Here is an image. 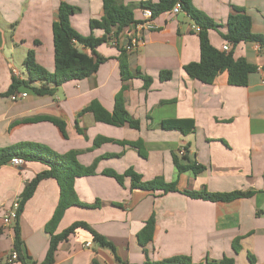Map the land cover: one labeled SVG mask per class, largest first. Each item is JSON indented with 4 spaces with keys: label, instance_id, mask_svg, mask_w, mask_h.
I'll return each mask as SVG.
<instances>
[{
    "label": "crops",
    "instance_id": "obj_1",
    "mask_svg": "<svg viewBox=\"0 0 264 264\" xmlns=\"http://www.w3.org/2000/svg\"><path fill=\"white\" fill-rule=\"evenodd\" d=\"M62 1L77 9L71 26L83 36L90 35L89 21L102 16V0H0V95L8 90L12 77L28 80L23 61L29 51L40 67L53 73L52 24ZM117 1L127 6L144 0ZM191 3L221 26L208 31L209 42L218 51L226 44L222 35L235 9L250 18L253 34H264V0ZM134 18L144 20L143 11L134 10ZM152 24L154 29L141 34L132 52H125L122 45L133 25L117 35L113 30L95 50L104 61L88 78L66 82L41 96L20 86L16 92L27 96L17 102H11L9 95L0 97V148L36 143L58 155L76 152L83 167L95 164L94 174L76 178L73 184L78 201L89 207L66 209L55 234L84 222L113 245L114 253L79 229L58 244L53 264H145L178 256L188 257L192 264H219L225 259L232 264H264V49L252 43L234 48L235 60L242 58L256 67L245 87L229 85L226 72L207 85L190 79L183 70L199 60L198 35L190 18L184 12H166ZM92 35L99 38L102 32L95 30ZM82 51L91 55L88 49ZM122 51L128 71L150 78L148 83L122 78ZM162 71L171 72L170 80L160 81ZM45 85L53 88L30 83L32 88ZM118 96L138 129L99 122L88 109L96 103L111 114ZM42 117L61 121L64 134L48 121H34ZM172 119L193 120V132L183 135L160 128L161 122ZM182 155L186 156L182 164L200 167L199 174L177 173L172 160ZM129 168L143 181H176L179 192L131 190L129 178L119 185L102 174L105 170L122 174ZM46 170L38 162L0 166V264H21L10 261L15 223L4 227L2 216L28 182ZM183 191L245 195L230 202H210L189 198ZM58 198L57 182L46 179L22 207L16 225L22 255L30 264L45 258L49 235L44 227ZM96 202L99 205L92 207ZM150 220L151 240L142 245L138 234ZM236 243L238 251L233 248Z\"/></svg>",
    "mask_w": 264,
    "mask_h": 264
},
{
    "label": "trees",
    "instance_id": "obj_2",
    "mask_svg": "<svg viewBox=\"0 0 264 264\" xmlns=\"http://www.w3.org/2000/svg\"><path fill=\"white\" fill-rule=\"evenodd\" d=\"M179 3L184 12L192 21L194 26L199 28V60L192 62L183 67L185 74L192 80H197L203 84L210 85L215 78L221 74L227 73V82L229 85L237 87H245L248 84V77L256 71V67L247 63L244 59L233 58V50L240 43H252L264 49V34L257 35L251 32L250 18L242 13L239 9H235V14L230 15L226 22V33L222 35L225 43L229 45L230 50L227 52L218 51L211 46L208 39V31L216 30L221 27L208 16L195 9L191 0H158L156 3L151 1H142L136 5H123L117 0H102V16L99 19H91L89 28L91 34L83 36L79 34L70 23V18L74 14L76 8L60 2L57 10V19L52 24V41L54 51V71L47 72L40 67L34 60L33 53L29 51L23 61L25 70L28 74L27 81H21L16 77H12L11 84L8 90L0 95L8 96L16 92L20 86L31 89L37 95L51 94L53 89L69 82L79 81L88 78L98 69V66L104 59L98 57L96 49L103 43L108 41L109 34L114 30L115 35L123 29L140 23L141 21L134 18V10H148L151 13V19L170 11L175 4ZM102 32V36L96 38L92 35L93 31ZM88 49L91 55L85 54L82 50ZM124 50V49H123ZM125 51V50H124ZM119 58V69L123 79L140 78L145 83L150 81V78L141 75L139 72L130 73L124 58ZM171 78V72H160V81H168ZM43 82L47 85H52L53 88L45 86L40 88H32L30 83ZM88 109L92 111L97 121L114 126L128 125L129 128L138 129V122L129 118L122 99L116 97L112 113L106 112L98 104L92 103ZM34 121H48L57 126L64 134V124L58 119L51 117H42L34 119ZM160 128L163 130H176L183 135L192 133L194 130V122L190 119H172L160 123ZM97 143V142H96ZM76 152H69L63 155H58L49 148L36 143H19L6 148H0V166L8 163L13 158H18L23 162H38L46 165L48 170L35 175L20 193V206L18 216L14 228L13 251L17 253V261L21 264H30L26 257L22 255V241L20 238L19 229L16 225L24 203L32 196L37 185L46 179H54L59 187V198L56 208L46 223L44 230L49 235V245L44 260L40 264H53L54 254L58 244L66 240L69 236L75 234L79 229L85 230L92 236L93 242L101 247L109 249L114 253L113 245L105 238L98 235L89 225L84 222H75L60 234H55L56 227L60 222L64 212L71 206H84L78 201L74 191V180L80 177H86L94 174L95 164L90 167L81 166L76 160ZM185 155L180 158L173 157V164L178 174L192 171L194 175L200 173L201 168L188 163L182 164L185 160ZM105 176L112 177L119 185H123L125 178L130 179V189H140L146 191H161L163 193L179 192L177 182H165L161 178H156L151 181H143L141 176L135 173L132 169H127L122 174H117L114 171L105 170L102 173ZM183 195L192 199H201L210 202H230L245 194L239 192L232 193H208L206 191H183ZM248 195V194H246ZM99 202H96L92 207H97ZM118 206V205H116ZM153 221L150 220L146 226L138 234L140 244H145L151 240ZM1 235V230H0ZM237 243L233 246L235 251H238ZM251 261V257H250ZM96 264V262H93ZM145 264H192L188 257L178 256L171 259L163 260L155 263ZM204 264H209L208 262ZM219 264H232L231 260H223Z\"/></svg>",
    "mask_w": 264,
    "mask_h": 264
},
{
    "label": "built area",
    "instance_id": "obj_3",
    "mask_svg": "<svg viewBox=\"0 0 264 264\" xmlns=\"http://www.w3.org/2000/svg\"><path fill=\"white\" fill-rule=\"evenodd\" d=\"M182 12L181 6L179 3L175 4L174 7L168 11V13L172 14V15H177L178 13ZM143 16H144V20H142L140 23H137L135 25H133V32L130 33L128 39L126 40L125 44L122 45V48L126 51V52H132L136 49V47L139 45V43L141 42V34L143 32H149L152 31L154 29V26L152 24V20L151 19V13L148 10L143 11ZM192 29L198 33L199 32V28L197 26H192ZM118 43L117 40H112V44L114 46H116ZM230 50V47L228 44H224L222 46V51L223 52H227ZM12 74H16L15 70H12ZM27 93L25 92H14L12 94L9 95V99L11 102H17L18 100L24 99L26 98ZM183 152L181 151L180 154H182ZM9 163L13 166H21L23 164V161L18 159V158H13L9 161ZM20 206V198L16 197L12 203L11 206L5 210L3 216H2V225L4 227H8L10 225H12L13 223L16 222L17 220V216H18V209ZM90 244H86V247H89ZM17 253L15 251H13L10 255V261H16L17 260Z\"/></svg>",
    "mask_w": 264,
    "mask_h": 264
}]
</instances>
